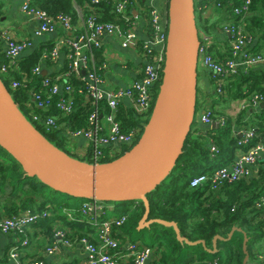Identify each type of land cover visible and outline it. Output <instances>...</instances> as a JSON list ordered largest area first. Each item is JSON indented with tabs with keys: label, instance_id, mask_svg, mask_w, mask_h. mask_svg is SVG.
Instances as JSON below:
<instances>
[{
	"label": "trees",
	"instance_id": "16d2710c",
	"mask_svg": "<svg viewBox=\"0 0 264 264\" xmlns=\"http://www.w3.org/2000/svg\"><path fill=\"white\" fill-rule=\"evenodd\" d=\"M116 3L112 0L99 1L95 9L96 22L116 24L122 29L130 28L132 21L127 10L117 12ZM31 4L44 9L52 16L59 13L68 14L72 25L78 19L73 0H35ZM211 5L218 10V16L222 18L213 20L203 12L205 7ZM240 5L241 0H194V19L199 39L201 40L202 35L209 36L207 51L218 60H225L231 54L230 45L224 53L225 56L219 57L214 53L217 35L221 33L227 36L223 32V28L227 25H241L251 38V42L256 41L255 48L264 43V0H252L248 12L235 13V8ZM163 7L166 10L168 2ZM148 11L147 7V15ZM91 12L86 8L85 20ZM149 32L151 33L150 26ZM51 48L40 45L24 55L9 60L0 40V79L22 114L46 140L71 158L93 164V143H87L85 154L78 155L72 150L75 139L71 133L82 129L94 130L96 123H89L90 115L95 112L101 118L110 110L105 99L95 101L88 93V73L102 80L98 68L102 64L101 48L93 49L84 72L70 73L66 80H58L60 88L55 93L51 92L52 85L57 75L67 70V63L64 70L52 75H42L35 71L42 61L50 59L44 55H47ZM250 50L252 51V44ZM2 66L6 67V72H2ZM198 77L197 71V79ZM45 79L48 80L47 84H43ZM223 80L220 93L215 90V84L210 80L214 89L207 97L204 95V98L200 96L197 85L195 103V111L198 108L200 112L209 111L213 121L223 123L216 127L200 126L194 124L193 120L176 163L168 175L148 192L144 199L112 202L119 206L113 204L114 207L112 206L111 209L104 207L99 212L98 220L125 216L126 220L119 230L123 228L128 234L131 230L144 232L149 244L139 242L152 249L154 264H264V208L257 206L259 200L264 198V164L258 166L255 175L231 182L222 180L213 183L211 177L216 169L234 161L237 150L246 152L256 144H264V67L258 65L238 69L226 75ZM12 81L19 82V86L13 88ZM64 86H69L71 91L65 92ZM159 86V84L155 85L152 89L154 100ZM34 94L40 95L38 101H43L44 107H38L36 104L38 101L32 100ZM254 95L262 97L257 109L249 106ZM61 100L72 104L70 112H64L59 108L58 103ZM235 100H244L247 106L233 121L224 112L223 106ZM154 104L152 103L147 114L140 115L130 103L127 105L118 101L116 120L123 133H135L136 139L133 145L140 138ZM249 108L254 111L251 110L247 115ZM35 115L39 117L38 120L33 118ZM47 118H52L54 124L47 125L45 123ZM234 125H238L239 128H235ZM248 128L253 129V136L239 144V141H243V137L235 131ZM211 145L215 146V151H211ZM132 146L123 149L126 152ZM102 152L104 156L101 157L100 163L120 156L110 158L108 148H103ZM201 174H206L209 179L201 185L191 186V179ZM81 200L89 199L60 193L47 186L39 177L28 176L20 164L0 146L2 214L12 216L27 209L36 213L45 211L49 216L38 220L36 224L42 223L49 231L52 230V224L54 230L55 222L61 220L82 225V230L87 227L91 236L81 232L79 238L84 236L91 242H96L98 231L96 228L93 230L88 223L92 214L82 213ZM147 210V220L161 219L174 222L181 237L191 242L202 240L204 244L190 245L185 241H179L172 225L151 222L138 228L139 221ZM113 229V233L118 231ZM232 229L234 231L229 237ZM216 235L219 238L216 239L214 247L213 239ZM213 248H215L214 252H210L209 250Z\"/></svg>",
	"mask_w": 264,
	"mask_h": 264
},
{
	"label": "built area",
	"instance_id": "2783aa9c",
	"mask_svg": "<svg viewBox=\"0 0 264 264\" xmlns=\"http://www.w3.org/2000/svg\"><path fill=\"white\" fill-rule=\"evenodd\" d=\"M101 0H89L88 9L92 11L90 16L85 20V29L82 33L76 35H68L61 37L56 43H54L51 50L44 57L51 60L56 59L60 50L65 49V55L67 60V70L61 72L55 78V82L52 85L51 92L55 93L59 90L60 86L58 80H66L70 73L84 72L83 70L87 66V61L92 55V51L95 48H101V38L103 35L116 34L121 39V46L124 48L133 47L136 45L137 36L132 29V26L128 29H122L119 25L112 23H99L96 22L95 9ZM155 0H147L148 6V22L151 27V33L149 40L142 44V51L146 64L140 71V77L137 78L132 84L125 89H105L101 87V79L92 73H88L87 79L88 93L90 98L97 101L99 99H105L110 110L103 115V123L99 120L100 115L95 112L89 117V123H96L94 130L82 129L71 133L73 139L84 138L87 143H93V163H100V159L104 156L102 152L103 148H108V156L114 158L117 155H122V146H132L135 141V133L125 134L121 131L120 125L116 120V110L118 101L120 98L126 97L131 106L134 108L137 114L145 115L149 112V109L154 104L153 99V87L160 85L162 79V73L165 61V49L167 38V9L164 10L159 5L154 3ZM130 0H119L116 3L115 10L117 12H124L127 8ZM168 2V0H167ZM252 0H241V5L235 8V13L248 12ZM213 8V5H211ZM211 6L204 8L206 14ZM21 11L34 20L37 24L34 35L40 37L47 32L54 31L60 26L64 32H70L73 30L71 17L65 13H59L55 16L50 15L44 9L33 6L30 2H24L21 6ZM223 32L229 36L231 54L225 60H218L214 58L207 51V46L210 42L209 36L202 35L200 40V46L198 49L199 65L204 67L211 80L215 84V90L220 93L221 87L224 82L223 78L229 73H234L238 69H245L247 67L258 66L264 64V55L253 53L250 50L252 44L251 38L246 34L241 25L230 24L223 28ZM5 43V52L9 60L14 59L20 55L27 47L31 45L29 41H17L10 37L6 32H0V40ZM152 50L154 52H152ZM49 56V57H48ZM2 72H6V67L2 66ZM36 72H40V67L35 69ZM48 80L45 79L43 84H47ZM11 86L16 88L19 86V82L12 81ZM65 92H70L69 86H64ZM40 95L34 94L32 100L38 101ZM262 100L261 96L254 95L251 99L250 107L257 109ZM154 101V102H153ZM38 107H44L43 101L36 102ZM59 108L64 112H70L72 109L71 103H65V100H61ZM247 106L244 103L243 108ZM209 111H201L199 114V122L203 125H211L216 122L217 126L219 121H213L211 119ZM38 120L39 117L35 115L33 117ZM47 125H53L52 118H47L45 121ZM239 136L243 137V141H239V144L244 143L251 136H253V129H242L235 131ZM86 149V148H85ZM211 151H215V146H210ZM260 154H264V144H256L249 148L248 151L242 152L237 156L230 164L222 166L216 169L213 173L212 181L217 183L218 181L227 180L229 182L238 180L243 177L250 176V168L257 163L260 158ZM210 177V178H211ZM206 174H201L193 177L190 181L191 186L201 185L204 181L208 180ZM219 183V182H218ZM87 202L82 204V213L92 214V218L88 221L98 231L97 241L91 242L87 237L77 238V242L82 246L85 254V264H118L117 252L120 248V241L113 233L115 228L119 230V227L123 225L126 220L125 216L122 217H109L106 220H98L99 212L104 207L109 209L111 206H107L104 202L96 199L86 200ZM257 206L264 208V198H261L257 203ZM48 212H33L29 209L14 214L12 216H0V232L4 234H14L21 236L19 244L25 246L28 244V239L25 237L26 229L30 225L36 223L38 220L47 218ZM58 228V227H57ZM55 228V237L59 238V241H55L50 247L46 249V252L52 254L60 250L62 246L69 247L73 244V241L69 238H65L64 233L59 228ZM75 242V241H74ZM129 258L133 264H144L147 258L152 254V249L148 246L142 245L137 242H130ZM18 247H14L10 256L16 258ZM17 264H44L42 260L32 259L29 261H17Z\"/></svg>",
	"mask_w": 264,
	"mask_h": 264
},
{
	"label": "water",
	"instance_id": "95a60500",
	"mask_svg": "<svg viewBox=\"0 0 264 264\" xmlns=\"http://www.w3.org/2000/svg\"><path fill=\"white\" fill-rule=\"evenodd\" d=\"M167 17L164 68L150 118L138 141L108 162L88 164L52 145L22 114L0 79V146L28 176L72 197L117 203L144 199L168 175L194 120L200 39L194 0H168ZM147 216L148 210L138 228L151 222L172 225L179 241L204 244L181 237L174 222Z\"/></svg>",
	"mask_w": 264,
	"mask_h": 264
},
{
	"label": "crops",
	"instance_id": "0c3cea01",
	"mask_svg": "<svg viewBox=\"0 0 264 264\" xmlns=\"http://www.w3.org/2000/svg\"><path fill=\"white\" fill-rule=\"evenodd\" d=\"M33 3L35 0H0V32H6L10 37L17 41H29L31 45L27 47L21 55H24L33 49L44 45L46 48L53 47L61 37L65 35H76L82 33L85 29V17L84 13L88 8L87 0H73V5L76 10L78 19L73 25V30L70 32H64L63 29L58 26L54 31L47 32L40 37H36L34 32L37 24L34 20L26 16L21 11V6L24 2ZM119 0H112L116 3ZM167 0H155L154 3L161 8L166 4ZM147 0H130L127 10L131 21L132 29L137 36L136 45L133 47L124 48L121 46V39L116 34L103 35L101 38V53L102 64L98 66L100 69L102 83L101 87L105 89H125L130 86L139 76L142 67L146 64L142 51V43L149 40V22L147 18ZM164 8V7H163ZM218 10L211 8L206 15L213 20H218L222 17L218 16ZM2 46L5 47V43L1 39ZM256 41L252 43V52L264 55V43L255 48ZM229 36L218 33L217 41L214 44V53L216 56L221 57L228 50ZM254 48V49H253ZM225 56V55H224ZM93 62V61H92ZM66 55L65 49L62 48L56 57V59L44 60L40 63V73L42 75H52L61 72L66 67ZM264 67V64H260ZM201 73L197 79V85L200 89V96L207 97L208 93L214 89V85L211 84L210 76L207 70L200 66ZM120 102L129 104L130 101L126 97L120 98ZM245 101L235 100L231 101L226 106H223L224 112L228 114L233 121L237 118L239 112L243 109ZM235 110V111H234ZM251 110L249 108L250 114ZM233 111V112H232ZM100 122L103 123V117L101 116ZM198 125L203 126L198 122ZM205 126V125H204ZM235 128H239L238 125H234ZM86 140L84 138H77L73 141L72 150L78 155H84L86 152ZM242 150H237L235 156L242 154ZM264 164V154H260V158L255 165L250 168V175H255L258 166ZM3 212L0 211L1 215ZM66 221L55 222V228L60 227L65 235V238H69L73 241V244L69 247L62 246L60 250L49 254L46 249L50 247L55 241H59L58 237H55V231H49L42 223L32 224L26 229V237L28 244L22 246L19 244L21 240L20 236L14 234H4L0 232V264H17V261H29L32 259L42 260L44 264H85V254L82 246L77 242L79 234L86 233L91 236L90 230L86 227L82 230V225H75V223H65ZM94 230V227L90 225ZM91 229V230H92ZM120 241V248L117 252L118 264H132L129 258L128 245L132 242V237L122 231L121 229L114 233ZM75 241V242H74ZM14 247H18L17 256L13 258L10 256ZM153 253L147 258L144 264H154Z\"/></svg>",
	"mask_w": 264,
	"mask_h": 264
},
{
	"label": "rangeland",
	"instance_id": "374dc122",
	"mask_svg": "<svg viewBox=\"0 0 264 264\" xmlns=\"http://www.w3.org/2000/svg\"><path fill=\"white\" fill-rule=\"evenodd\" d=\"M197 71L199 72V75H200V73H201V69H200V65L198 64V67H197ZM235 111V110H234ZM233 112V111H232ZM199 114H200V108H198L196 111H195V115H194V124H198V122H199ZM125 147H128V146H125V145H123L122 146V153H124L125 151H124V149L123 148H125ZM80 202H82V203H85V202H87V201H80ZM107 203V206H111V207H109V209H111L112 208V206H113V204L114 203H112V202H106ZM115 206H119V205H117V204H114ZM114 207V206H113ZM122 231H123V228L121 229ZM131 237H132V240H133V242H142V243H147V244H149V241H148V239H147V236H146V234H144V232H139L138 230H131L130 231V234H129ZM139 242V243H140ZM141 244V243H140Z\"/></svg>",
	"mask_w": 264,
	"mask_h": 264
}]
</instances>
